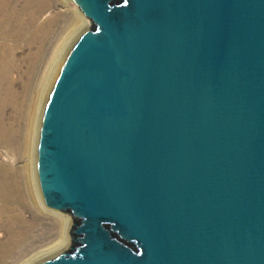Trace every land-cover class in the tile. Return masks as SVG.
<instances>
[{"label": "water", "instance_id": "1", "mask_svg": "<svg viewBox=\"0 0 264 264\" xmlns=\"http://www.w3.org/2000/svg\"><path fill=\"white\" fill-rule=\"evenodd\" d=\"M91 26L42 112L35 264H264V0H67Z\"/></svg>", "mask_w": 264, "mask_h": 264}, {"label": "bare ground", "instance_id": "2", "mask_svg": "<svg viewBox=\"0 0 264 264\" xmlns=\"http://www.w3.org/2000/svg\"><path fill=\"white\" fill-rule=\"evenodd\" d=\"M51 2L0 0V228L7 229L9 234L6 242H0L2 259L11 258L17 248L24 246L19 244L26 233L35 230L21 212L27 208L37 215L34 206H43L35 173L42 112L63 56L75 40L72 39L78 28L85 24L83 19L72 15L70 22L76 29L46 60L42 50L33 56L22 55L19 51L23 46L33 43L30 37L43 41L42 34L49 28V22L40 24V19ZM57 218L53 231L59 242L51 248L54 255L68 245L67 231L71 224L67 216ZM43 234L41 242L48 232Z\"/></svg>", "mask_w": 264, "mask_h": 264}, {"label": "rangeland", "instance_id": "3", "mask_svg": "<svg viewBox=\"0 0 264 264\" xmlns=\"http://www.w3.org/2000/svg\"><path fill=\"white\" fill-rule=\"evenodd\" d=\"M48 1L52 2L48 9L45 11V14L41 17L40 24L49 22V24L47 25L49 28L45 29L42 34L43 41H35L33 36L30 37L29 41L33 43L30 45L28 44V46L24 45L22 50L19 51V53H22V55L24 56H33L37 54L39 50H42L44 59H48L51 51L56 47H60L64 40L67 39L68 36H70V33H72L76 29V25L72 21L70 22L72 15H77L79 18L85 21V24L82 25V27L80 26L81 28H78L77 26L78 31L76 32L75 37H73L72 40H74V38H76V36H78L83 29L91 26V22L87 18H84L80 14V12L67 0ZM26 65L27 63L25 64V66ZM22 163L23 162L19 164ZM34 209L37 215L27 208H24L21 214L23 218L28 221V225L34 226L35 230L33 232L26 233L28 235L25 237V240L19 244L20 246H24L17 248L16 252L11 256V258H0V264H18L19 262V264H35L39 262L38 259L41 260L43 258L54 255L51 253V248H53V246L59 241L56 238L53 227H55V225L57 224L58 215L69 217L71 222H73V219L68 213L60 214L58 212H53L48 210L44 205L42 207L34 206ZM45 231L48 232V235L46 236L47 238L44 242H41V238L43 236L45 237V235L43 234ZM68 232L69 228L67 234ZM8 235L9 234L7 229L0 228V242H6L9 239ZM30 244L33 245V248H31L32 245L30 246ZM68 245H66L63 250H66ZM36 249L38 250V252L36 251ZM1 256L2 255L0 253V257Z\"/></svg>", "mask_w": 264, "mask_h": 264}]
</instances>
